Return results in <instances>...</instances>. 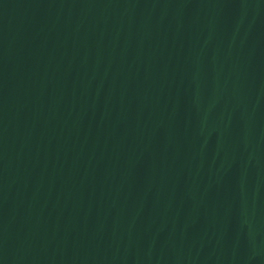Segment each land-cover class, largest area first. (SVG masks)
I'll return each instance as SVG.
<instances>
[{
  "label": "water",
  "instance_id": "95a60500",
  "mask_svg": "<svg viewBox=\"0 0 264 264\" xmlns=\"http://www.w3.org/2000/svg\"><path fill=\"white\" fill-rule=\"evenodd\" d=\"M0 264H264V0H0Z\"/></svg>",
  "mask_w": 264,
  "mask_h": 264
}]
</instances>
